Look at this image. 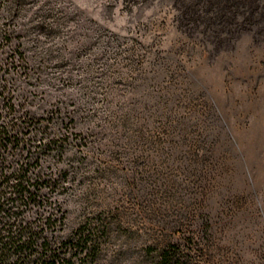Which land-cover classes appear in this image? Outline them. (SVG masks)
Segmentation results:
<instances>
[{"label":"rangeland","instance_id":"374dc122","mask_svg":"<svg viewBox=\"0 0 264 264\" xmlns=\"http://www.w3.org/2000/svg\"><path fill=\"white\" fill-rule=\"evenodd\" d=\"M0 143L74 264H264V0H0Z\"/></svg>","mask_w":264,"mask_h":264},{"label":"trees","instance_id":"16d2710c","mask_svg":"<svg viewBox=\"0 0 264 264\" xmlns=\"http://www.w3.org/2000/svg\"><path fill=\"white\" fill-rule=\"evenodd\" d=\"M1 164L0 161V264H74L71 256L63 257L59 246L52 245L45 236V225H53L55 218L49 216L43 225L40 215L32 221L24 217L34 194L27 187L28 181L21 178L22 173H7Z\"/></svg>","mask_w":264,"mask_h":264}]
</instances>
